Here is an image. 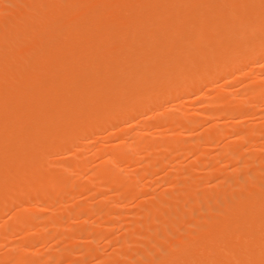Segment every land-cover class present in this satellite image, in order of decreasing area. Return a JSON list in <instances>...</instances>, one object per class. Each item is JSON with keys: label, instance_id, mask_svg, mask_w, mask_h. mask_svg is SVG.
Listing matches in <instances>:
<instances>
[{"label": "bare ground", "instance_id": "obj_1", "mask_svg": "<svg viewBox=\"0 0 264 264\" xmlns=\"http://www.w3.org/2000/svg\"><path fill=\"white\" fill-rule=\"evenodd\" d=\"M50 1L51 0H47L46 3L47 4L49 3V5L50 4L52 5V3ZM60 1L54 0L53 4L56 3L57 5H54V6L52 5L51 7L50 6L48 7V5L46 4L47 6L43 7L44 6L43 5L42 6L43 8H40L37 11H35L33 8L32 9V10H34L33 13L21 14V15H24L23 16L24 18L22 19V21L20 23H17L14 20H13L14 22H11V21H9V19H7L8 23L6 22V24L0 25V51H1V49L4 50V48L9 49L8 52L6 50H4V51H6L5 52L6 55L4 54V51L0 52L1 53L0 55H3V56H0V171H2V174H0V213H3V211H5V209H6V211L9 212V210L7 209V206H9L12 209L14 208V210H15V208H16V210H17V208H19V210H20V211L19 210L14 211L13 216H15V217L13 219L14 222H13V220L11 221V222H13L12 225L10 224V222H7L8 224H5V225L3 224V226L1 225L2 226L0 228L1 229L0 230V241H1V243L5 242V241H2L1 239L5 238L8 235L7 233L9 231H11L12 229L14 230L15 227H18L20 225L25 224V225L29 226V228H31L32 225H36L35 224L36 221L39 223L38 218L41 217L38 215L39 213L50 210L51 208L55 209L56 207H53L54 205H52V204H56V206L59 204V203H57V201L59 202L63 199V198H61L62 192H64V190H66L68 188L73 189L76 187L77 184H79V183H76V185H75L74 179L72 178L73 180H71L70 177L72 176L71 175L72 172H74V171L82 172L83 171L82 173H79V174L84 175V172L86 170L87 171L89 170L88 167L86 166V163H85L86 161H84L83 158H82V161H84L83 163H84L85 167H83L84 170H82L81 167H82L83 163L80 166L81 163H79V160L83 155L81 156L82 153L79 150V148L78 149L74 148V147H77V145L75 146V143L77 142V139L79 140V137L85 139V136L82 137V135H85L86 133L90 135L94 131L96 132V131H99L101 129H107V127H110L112 125L114 127H116L117 124H114V123L118 122V121H120V122L126 121L127 123L130 121L129 124L131 122H133V124L131 126L136 127L137 125H139V123L135 122L138 119V117L145 116L146 113L149 111L151 114H153L151 112L152 107L157 108V109L153 108L154 110H156V113L154 114V118L156 119V122L154 123V125H157L158 127H160V126L162 127L169 120H171L170 121V122H172L171 124H174V122H175L178 125L176 127L179 128V131H180V129H181V131L183 130V132L184 131L185 132L186 131L187 132L193 131V129H191L193 127H194V130H196L195 127L197 126L198 119H196V118L194 119V117H192L193 119L185 118V116H183V111L180 112L178 117H172V116L170 117V115L168 114L169 112L168 113L165 112L167 109L163 111V109H165V107L163 106L162 102L166 104L167 102H165V100L166 101L173 100L176 98V96L177 97L180 96L178 94L184 95L185 94L184 92H187V91L193 92L194 88L196 90L198 89L200 82L203 83V81H205V83L203 84V85H205L206 83H208L209 80L211 81V80L216 79V78L217 79L221 78L220 77L221 75H223V77L225 78V76H224L225 74L230 76L229 75L230 73L231 74L237 73V74H234L235 75L234 77H236V82H237V80L244 81L248 77V75H247L248 70L246 71V73L244 71L247 68V65L250 66L251 64H253V62L256 61V59L258 60L259 58H262V59H260V61L264 60V0H63V1L60 0ZM40 2H42V0ZM23 3L26 4L24 1H23ZM113 3L114 4L116 3V5H118L119 7H117V9H113V7H112ZM58 6H60V7H58ZM114 8H116V7H114ZM78 11H79V13H82L81 14L82 18L81 19L76 18V20L75 19L70 20L69 17L72 14L75 15ZM185 14L188 15L187 18H186V16L180 17L182 15L184 16ZM21 15H20L19 19H21V17H22ZM190 15H193L194 19H192V17ZM72 16H71V18H72ZM164 16H165V19L164 18L162 19V17H164ZM195 16H196V18H195ZM65 26H67V27L71 26V29L69 28L70 32L68 30L67 31V33L69 32L68 35H65L64 38L61 36L62 38H60V36H58V34L61 32V30H64L63 27H65ZM168 30H172V32H177V33H175V34H177L175 36V38H173L169 34H166ZM164 31H166V32L163 33ZM170 32L171 31H168V33H170ZM61 34H62V32H61ZM207 36H208V38H207ZM23 37L30 38V40L32 41L31 44L29 43L28 46H26V48L24 47L25 49H23V47H21V45L16 46V44H15L17 42L19 44L18 40H20ZM59 39H61V40H59ZM26 40H28L30 42L29 39H26ZM178 46L184 47L185 51H183L181 49L182 47H180V49H176ZM166 53L170 54V56H171V54H173L171 59H166V57L168 56ZM76 59H78V60H76ZM253 60H255V61H253ZM168 61H169V63H168ZM250 62H252V63H250ZM51 63L53 66L51 65ZM83 63L84 64L87 63L86 64L87 67L86 66L83 67V65H82ZM144 64H146V65H144ZM263 66H261V67L263 68ZM229 71H230V73H229ZM192 76H195L194 80H190V79H193ZM230 77H233V76L231 75ZM197 78H198V80H196ZM257 79L258 80L254 81V82L253 81L248 82V83L246 82L247 84H245V86H246V90H247L246 92L248 94V97L244 98V99L242 98V100L239 99L240 103L237 106V109H235L236 107L235 108L233 107L234 109L231 107V110H230L229 109L230 107L227 106L228 108L225 107L228 110L226 112H224L223 110L222 111L218 110L220 113L222 112L221 114L220 113L218 114V112H214V111L212 113H210V112L207 113L208 111L207 112H205V111L201 112V116H202L201 119L205 120V122L204 121L203 122L206 123V121H208L210 123V125L207 126V129H205V130H207L206 131L207 135L205 136V138H206L205 140L213 141L214 138H216V136L219 134V131H221L222 126L219 122H217V120H221L220 119L221 116H223V115H226V116H233V115L239 116V115H241L242 116L243 114H246L248 109H247V111H245L246 110L245 107L247 108V106L249 105L248 103H253V101L250 102V100L252 99V98H250L251 95L254 97L255 95H258V94L264 92L263 90H261V89H264V78L259 77ZM201 83H200V85H201ZM181 84H183V85H181ZM243 85H244V83H243ZM225 86H226V84H225ZM232 90H231V92H232ZM180 92H182V93H180ZM189 92L186 93L185 95L189 94ZM199 92H200V90H199ZM228 92H229V90H228ZM194 93L196 94V92H194ZM220 95H218V96H220ZM260 95H262V94H260ZM185 97H187V96H185ZM220 97H222L221 98L222 100H224L223 98H225L222 95ZM227 97H229V96H227ZM263 97H264V93H263ZM170 98H173V99H170ZM248 98H249V102H248ZM256 98H258V97H255V99ZM229 99H230V97H229ZM211 100L213 101V99H211ZM222 100H220V98H219L218 101L221 102ZM230 101H233V100H230ZM230 101H227V103H229ZM255 101H257V100H255ZM223 102H226V101L224 100ZM215 103H216V101H215ZM222 104H225V103H222ZM160 106L164 107V108L162 109V108H160ZM234 106H235V104H234ZM250 107L253 108L252 106H250ZM249 110H251V109H249ZM252 111H255V110H252ZM171 112H173V111H171ZM226 116H224L225 120H226ZM244 116H246V115H244ZM150 118H152V117H150ZM154 118H152V120ZM222 119H224V118H222ZM168 124H170V123H168ZM259 124H261V122ZM147 126H148V124L145 126V128ZM137 127H139V126H137ZM152 127H155V126H152ZM251 127L253 128V126H250L247 128H251ZM150 129H152V128H150ZM259 129H261V128H259ZM262 129H263V127H262ZM227 130H228V128H227ZM162 131H164V130H162ZM248 131H246V134ZM224 132H225V130H224ZM231 132H232V130H231ZM235 132H236V130H235ZM238 132H239V130H238ZM252 132H253V130H252ZM252 132H249V134H251ZM257 132L260 133L259 130ZM263 133H264V131H263ZM131 134H130L131 137H130L129 141H127L128 139L124 140V141L121 140V142L118 141V143L114 144L115 147L113 148V150H111L110 152L105 153L103 156H101L103 158L100 159V162H101V160H102V162L101 163L98 162L100 165L99 173L95 174V171H94V174L97 176V178L100 177L103 180L106 179V180H104L105 183H106V181H108V183L110 182V183L117 185V188L119 187V189L121 191L120 194L125 195V196H127V194L132 195L131 194L132 192H134L135 195H138V192H136L137 187H135L136 183L138 182V181L136 182V180H137L136 176H134V179L133 178L129 179L128 177L124 176L125 173L119 174L120 171H119V173H117L116 171H113V169L111 167H109L110 165H108V164H110V162L116 163V164L117 163L128 164V166H129L130 163H132L131 165H133V163H137L138 159L137 158L135 159V157H137V156H133V155H135L136 152L140 153V154L148 155L150 150H152V153L157 152V151L161 152V151H164L165 149L171 150L172 148L176 149V150L185 148L186 150H188V148H187L188 142L187 141L186 142L184 141L185 144L187 143L186 144L187 147H183V146H180L182 144L183 140H180V139H178L179 141L176 140V137L181 138L179 136V134L175 135L176 137L174 135H172L173 137H175V139H173L172 141L167 140L168 142H166V143H165V141L163 142L160 140H157V141H151V140L146 141V140H144L145 141L144 142L142 140L143 138H140V137L138 138L136 136L139 134H132V135ZM89 135H88V138L91 136V135L90 136ZM242 135H243V133H242ZM86 138H87V136H86ZM122 138H125V137H122ZM127 138H129V136ZM170 138L172 139V137H170ZM225 138H226V136H225ZM246 139L249 140L248 135H245V136L240 135L239 137L236 138V140H238L240 142L242 140L245 141ZM250 139L253 140L254 136H253V138H250ZM180 141H181V143H180ZM184 142H183V144H184ZM179 143H180V145H179ZM189 144H190V141H189ZM79 145H81V142ZM191 145H190V148L192 149ZM197 145H199V144H197ZM260 145H262V144H260ZM63 147H65L64 150L66 152H69L68 151L69 149H71L70 151H72V152L70 154V160H67V163H63V161H60L61 163H63V164H61V165H63L62 168H60L61 171H63V173H61L60 175H56V174H53V172L51 173V171L48 169L49 164H51L53 161L50 160L51 161V163H50L48 161L47 155L52 154L51 152L56 149L55 152H53L55 154L57 152V149L59 152V148L61 149ZM261 148H264V147H261ZM197 149H201V148L198 147ZM224 149L226 151L221 152V154L222 153L226 154V152H227L226 147ZM94 150H96V149H94ZM159 150H161V151H159ZM203 150H204V148H203ZM205 150H206V148H205ZM235 150L238 151V149H235ZM61 151H63V150H61ZM98 151H99V149H98ZM198 151L195 150V155H194V151L192 152V154L194 156V160H193V162L192 161L191 162L193 163L194 168L197 167L198 165L202 166L201 164H203L204 162H207V160L205 158L206 157L205 154L201 152L202 150H200V152H198ZM231 151H233V150H231ZM99 152H98V154H99ZM189 152H190V150H189ZM240 152H239V154H240ZM163 153L161 152L160 155L161 154L163 155ZM95 154H97V153H95ZM232 154H235L234 151L230 155H232ZM255 155H256V153H255ZM219 156L220 155H218L217 157L219 158ZM164 157H165V155H164ZM165 158H164V160L167 161V159H165ZM203 158H204V161H203ZM207 158H208V156H207ZM222 158H224V157H222ZM169 159H170V157H169ZM139 160H140V157H139ZM147 160H149V159H147ZM226 160L227 159H225V161ZM92 161L93 160H91L90 162H92ZM152 161H154V160H152ZM211 161L212 160H210V162ZM254 161H252V163ZM140 162H138V164ZM169 162H171V160ZM177 162H178V160H177ZM227 162H229V161L227 160ZM215 163L217 164V162H215ZM233 163L235 165V162H233ZM57 164H59V163H57ZM95 164H97V163H95ZM151 164L153 167H157L158 165L162 166V164H160V162H154V164L153 163H151ZM151 164H149V165H151ZM195 164H197V166ZM111 166L113 167L114 164H112ZM152 166H150V167H152ZM159 166L157 168H155L154 170L156 171V169H161L163 167L162 166L160 168ZM78 167H80V170ZM90 167H92V166H90ZM210 167H211V165L209 166V168ZM215 167H217V168H215ZM215 167H213L212 169L217 171V172L213 173V175L217 174L220 170L218 168V165ZM244 167H247V165L246 166L244 165ZM123 168H122V170H123ZM125 168H127V167H125ZM181 168L182 167H180V169ZM241 168H242V166H241ZM140 169H142V168H140ZM143 169L146 170L147 168L144 167ZM152 169H151V171H152ZM226 169H227V167H226ZM145 170H143V171H145ZM52 171H53V169H52ZM127 171H128L127 173L130 172L129 170H127ZM158 171L153 172V173H157ZM176 171L179 172L180 170L177 169ZM236 171H232V173L233 172L236 173ZM243 171H242V173H244ZM59 172L60 171H58V173ZM134 172H135V170H134ZM147 172H149V171H147ZM167 173H169V172H167ZM181 173H182V171H181ZM184 173H185V171H184ZM190 173L192 175L194 174V173H192V171ZM239 173H241V170L239 171ZM251 173H253V172H251ZM69 174L71 176H69ZM94 174H91V175H94ZM174 174H175V171H174ZM191 174H189V175H191ZM219 174L217 176H220ZM224 174L226 176L225 171H224ZM229 174H231V173H229ZM148 175L149 174H147V176ZM165 175H167V174H165ZM173 175H171V177H175V175L174 176ZM196 175H198V174H194L193 176L189 177V180H191L192 177H193L192 179H194V177ZM232 176H230V177L227 176V178L224 177L226 179L223 178V181L226 182V183L225 182H223V183H225V185L230 187V188L237 186V178L240 179V178L244 177V176L243 177L241 176L239 178L238 175H235L238 177H232ZM144 177H145V175L143 176V178L140 177L138 179L143 180ZM250 177H253V176L250 175ZM86 178H88V177H86ZM214 178H215V180L213 179V177L210 178V181L213 180V182H214V181L218 180V177H214ZM245 178L250 180L249 177L247 178V176ZM99 179H97V180H99ZM161 179L159 181H164L163 180L164 178L162 180ZM169 180H170L169 182H173L174 178L169 179ZM94 181L92 182L93 184H94ZM154 181H156V180H154ZM166 181H167V178H166ZM175 181H177V180H175ZM186 181H188V179H186ZM195 181L197 182L199 180H195ZM242 181L244 184L242 183ZM242 181H239L238 183H242L243 185L246 186L244 179ZM146 182H147V180H146ZM196 182H194V183H196ZM199 182H201V181H199ZM85 183H87V181ZM105 183H103V185H105ZM139 183H141V182H139ZM157 183H159V182H157ZM189 183H192V182H189ZM220 183H221V181L215 182V186L220 187V189H218V190H220V193H221V188L224 186V184L223 183L220 184ZM255 183L260 186V184H262L263 181H262V179H257L255 181ZM90 184H91V182L89 183V186H90ZM174 184H175V182H174ZM247 184H249V183H247ZM81 185L82 184H80V186ZM97 185H99V182ZM84 186H87V184H85ZM94 186H96V185H94ZM107 186H109V185H107ZM136 186H138V188L142 187V186L139 187L140 185H138V184ZM174 186H172V187H174ZM89 188L87 189V192H90V193L93 192V190H92L93 188H90V189ZM111 188H112V185H111ZM177 188H179V187H177ZM230 188L227 189V191H225V192L223 191L224 193H221L218 197L219 200L222 199V201L220 200V202H221V214H222V219L226 224V226L223 227L224 229L226 228L225 230L223 228H221V229H223V231L220 230V227H218V228L215 227V225H218V224L213 223L214 219H213L211 214L214 212H218V207H216L217 205L215 206L213 204L214 206L212 205L213 207H211V209L209 210L208 216H205L206 218L203 221V226H200V231L198 230L199 233H197L196 235L194 234L193 237H190L189 241L186 240L188 242V244H190V241H191L190 245H188V244L182 245L185 241L184 237H181L179 234L180 232H178V231H177L178 233H176L177 235L175 233H173V228H172V233H170V235L166 236L167 239L163 235L164 233L162 234L163 236L162 235L159 236L158 233L153 231L154 232V233L152 232L154 234L153 243L155 245H157V243H156L158 241L157 238L162 236L166 240H168V239L170 240L171 238H174V240H170L169 242L171 245H174L177 248H176L175 252L164 250L165 253H164V255H162L163 257L161 259L157 258L160 260H158L156 262L153 261L152 258L148 257V256H151L150 254L145 255L144 257L147 256L149 259V260L148 259L146 260L147 264H264V248H263L264 247V241H263V239H264V237H263V234H264V197L262 196L263 198H260V197H257V196H259V195H257L256 199L252 198V200L251 199L247 200L245 197H244L245 198L244 199L243 196L241 198L240 197L241 195L239 196L237 193H234L232 188H231V190H230ZM75 189L72 191H75ZM80 189H82V188H80ZM96 189H100V188L96 187ZM143 189H144V187H143ZM148 189L147 190L145 189L146 193H147ZM156 189H157V187H156ZM173 189H175V187ZM102 190H103V188H102ZM116 190L118 192V189H116ZM211 190H210V192H211ZM83 191H81V194ZM143 191H140V192H142V194H143ZM186 191H188V190H186ZM68 192L70 194L71 191L68 190ZM95 192H93V194ZM97 192H98V190H97ZM106 192H108V190ZM106 192H103V194H105ZM191 192L192 193L196 192V190L191 191V189H190L189 192L185 193L186 197L188 196L187 194L191 193ZM177 193H178V191L176 192V194ZM192 193H191V196L194 195ZM205 193H207V192H205ZM214 193H216V192H214ZM152 194H154V193H152ZM172 194H173L172 196H168V197H167V195L163 196V194H162L160 197H158V199H155L156 202L153 201L154 205H153V202L150 203V207L152 205V209L149 212H148L149 209L147 210L146 206L144 207L143 210L145 211V213L146 212L147 213L153 212L151 214H153L154 216L156 214L157 215L159 214V221L161 220L162 221L161 223H163V225H166V227L169 226L168 224H172L176 229H179L178 227H180V225H179L178 221H180V224L183 223L186 219V217H185L186 215L184 216V215L178 214V216H181V217L178 218L179 219L178 221L175 220L177 223L173 222L172 216L174 215V218H175L176 215H175V213L173 214V212H171L173 210H171L170 206H175V202L176 201L178 202L179 199H178V197H173V196H176L174 193H172ZM198 194L199 193H197V195ZM202 194H203V192H202ZM90 195H88L89 199L91 197ZM143 195H145V193ZM215 195H213V196H215ZM33 196L39 198V201L42 205L41 206L42 208H39L40 205L38 204L39 207H36V206L34 208L32 207L33 208L32 213L30 212V214H29V212L28 213L23 212V208H24L23 206H24L26 199L27 200L33 199L34 198ZM100 196H101V193H100ZM114 196H116V195H114ZM31 197H33V198H31ZM70 197L68 198L69 201H70ZM85 197H87V196H85ZM120 197H122V196H120ZM207 197H208L207 194L203 195V198H207ZM215 197H217V196H215ZM118 198H119V196L116 197V199H118ZM123 198H122V200H123ZM104 199L105 198H103V199L101 198L100 200H104ZM116 199L114 198V201L118 202L116 204L119 205L120 204L119 200L116 201ZM129 199L130 198H128V200ZM134 199H135V196H134ZM191 199H193V198L191 197L190 200ZM202 199L201 200L199 199V200L202 201ZM68 200H67V202H68ZM84 200H85V198H84ZM62 201H64V203L66 204L65 200H62ZM92 201H94V200H92ZM104 201L106 203V200H104ZM110 201H111V199H110ZM193 201L191 200L190 202H193ZM30 202H26V203L28 204ZM53 202H56V203H53ZM125 202H127V201L125 200ZM75 203H76V201L74 202V205H75ZM87 203H85V204H87ZM99 203H100V201L98 202V204ZM205 203H207V202H205ZM83 204H84V202H83ZM89 204H88V206H89ZM98 204H96V205L98 206ZM77 205L79 206L80 204L77 203ZM91 205H93V204L91 203L90 207H91ZM100 205H104V202L101 201ZM113 205H115V204H113ZM88 206L87 205H85L83 207H77L76 206L77 208L74 207L76 209L73 212L71 211L72 214L73 213L74 214L72 216L70 215L71 213H68V214L71 217L76 215V217L74 216L75 219L85 218V219H82V221H84V220H86V217L88 214L87 212L89 211ZM204 206H206V205H204ZM57 207H60V206H57ZM112 207H114V206H112ZM68 208H69V205H68ZM169 208L171 211L169 210ZM175 208H176V206L174 207V211H175ZM179 208H180V206H179ZM182 208L183 207H181V209H180L181 212L183 211ZM92 209H90L91 211H89V212H92ZM207 209H209V207ZM24 210H26V209H24ZM72 210H73V208H72ZM114 210H116V209H114ZM6 211L4 212V214L6 213ZM98 211L101 212V210H98ZM110 211H112V210H110ZM113 211H112V213H113ZM139 211H140V209H139ZM207 211L208 210H206V213H207ZM50 212H53V211H50ZM63 212L65 213V210ZM69 212H70V209H69ZM120 212L115 211L114 212L115 216H113V217L117 218L118 221L120 218L121 219L123 218V216L126 213V210H125V213L123 216L121 215ZM156 212H159V213H156ZM175 212L177 213V211H175ZM181 212H179V213H181ZM64 213H63V215H64ZM92 213H91V215H92ZM147 213H146V215H147ZM161 213L163 214L164 217H162V215H160ZM188 213H187V215H188ZM197 213H199L198 210L194 214H197ZM126 214H128V213H126ZM151 214H150V216H151ZM5 215H7V214H5ZM55 215L57 217V213ZM58 216L62 217L61 215H58ZM70 216H67V217L69 218ZM98 216H100V215H98ZM107 216H109V215H107ZM193 216L196 217L195 215H193ZM65 217H66V215H65ZM90 217L88 219H90ZM155 217H157V219H158V216H155ZM155 217L151 216L152 219L154 218L156 220ZM160 217L162 219H160ZM194 217H192V218H194ZM108 218H110V217H108ZM53 219H55V218L53 217ZM56 219H59V217H57ZM1 220H3V219H1ZM61 220L62 219H60V221H56V220H54V221H56V223H57V222H61ZM64 220H67V218H65ZM82 221H80V222H82ZM164 221H165V223H168V224H164ZM41 222H40V225L44 221L42 223ZM84 222H86V221H84ZM149 222H151V221H149ZM188 222H190V221H185V223H188ZM200 222H201V220H200ZM45 223H47V222H45ZM104 223H105V221L103 223L99 222V225L100 224L102 225ZM220 223H222V222H220ZM61 224H62V222H61ZM191 224L193 225L194 222H192ZM25 225H23V226H25ZM40 225H38V226H40ZM221 225H223V223ZM70 226L71 225H69V227ZM80 226H81V224H80ZM100 226L97 228H94V229L91 228L90 231L86 230L84 232L83 231L84 229L81 231V235L82 236L84 235V237H83L84 239H90V241H86V242H91V245L89 243V247L87 246V250L90 251L91 253L97 252V250H96L97 246H95L93 243L99 239V233L102 236L103 232L107 231V230H105L106 227L104 229V228H100ZM121 226H120V228H121ZM20 227L22 228V226H20ZM136 227H138V226H136ZM149 227L150 226H148V228ZM181 227H182V225H181ZM183 228H185V227L183 226ZM216 228L219 229L220 231L217 230ZM18 229H19V227H18ZM72 229L74 230L75 227ZM139 229H140V227H139ZM167 229H169V228H167ZM186 229H188V228H186ZM39 230H41V229L39 228ZM47 230H48V228H47ZM77 231H79V230H77ZM110 231L111 230H109L107 232V234ZM135 231L136 230H134V232ZM162 231H163V229H162ZM42 232H44V231H41L38 234H41ZM63 232L67 233L70 231L66 230ZM144 232L146 233V231H144ZM159 232H160V230H159ZM164 232H165V230H164ZM48 233L49 234L46 233L47 234L46 237L44 236V238H43L44 240L42 239V237H40L43 242L40 241L41 240L40 238H39L40 240L38 239L39 240L38 242H42L44 244H47L48 241L47 242L45 241L46 238H54V240H56L55 238H59L61 235V233L58 230H55V228L53 231H50ZM131 234L133 235V233H131ZM153 234H151L152 237H153ZM68 235L70 236V234H68ZM105 235H106V233H105ZM106 236H108V235H106ZM33 237L34 236H32V238ZM35 237H34V239H35ZM152 237L151 236H150V238L148 237L149 242L152 240ZM24 238H26V237H24ZM128 238H131V237L128 236ZM193 238H194V240H193ZM125 239L123 241L126 244V242H129V241H127ZM33 240L31 241L32 243L35 242ZM65 240H67V239H65ZM113 240H114V238H113ZM113 240H111L109 242H112ZM132 240H133V238H132ZM161 240H163V238ZM20 241H22V240H20ZM25 241L28 242V240H25ZM49 241H50V239H49ZM71 241H73V240H71ZM98 241H100V239ZM103 241H104V239H103ZM136 241L138 242V239ZM73 242L74 243L76 242V244H77V241H73ZM36 243H37V240H36ZM118 243H120V244H118ZM118 243L117 244L121 245V246L123 244V242H118ZM132 243H134V241ZM146 243H148V242H146ZM162 243L165 244L164 242H162ZM162 243H161V245H162ZM52 244L54 245V243H52ZM52 244H50V245H52ZM125 244H123L122 248L125 247ZM135 244H137V243L135 242ZM221 244L223 245V248L221 247L222 246ZM27 245L23 244L20 246H16V248L10 247V249L8 250V253H6L7 252L6 251L5 252L6 254L3 255V257H0V259L1 260L4 259V261H5V259L7 260L8 257H10V259H14V256L11 257L14 254V251L16 252V249L18 247L19 248L25 247V248H28V250H29V248H30L29 244H27ZM128 245H127V247H128ZM9 246H11V245L9 244ZM106 246L108 247V245H106ZM112 246H114L113 243H112ZM148 246L152 247L154 245L151 243V245H148ZM219 246H220V248H219ZM224 246H227V248ZM228 246H229V249L231 251H229ZM73 247H72V250H73ZM84 247L85 246L83 245L82 248L84 249ZM120 247L117 248L116 250L113 248L115 251V253L113 251L114 256L111 257V259L109 258L108 260H106V262H103L105 260L101 261V264H102V262L104 264H123L122 262H125V260L127 261L129 256H132V257H129L131 259L132 258L134 259V257H136L137 253L131 255L132 252L129 249H126L129 251L125 250L126 251L125 252ZM134 247L135 246H133V248ZM157 247H159V245ZM161 247H160V250H161ZM163 247H164V245H163ZM25 248H23V249H25ZM74 248L77 249V245ZM82 248H81V250H82ZM224 248L228 251H226ZM42 249H44V248H42ZM52 249H53V247H52ZM78 249H79V247H78ZM222 249H224V250H222ZM28 250H26V251H28ZM17 251H21V252H19L21 254L18 253V256L15 255V258L18 259L19 262L25 261V258L23 259L24 255H22L23 252H24V254H26L25 250L23 251V250L19 249ZM75 251H77V250H75ZM143 251H141V252H143ZM162 251H163V249L161 250V252ZM70 252H72V251H70ZM124 252L125 253L130 252V255L127 256V258H126ZM96 254L98 255V252ZM154 254H156V253H154ZM27 255H26V258H27ZM143 255H144V253H143ZM160 255H161V253H160ZM69 256H71V255L69 254ZM98 257H99V255H98ZM31 258H32V256H31ZM122 258H123V260H121ZM139 258H137V262L139 261L138 260ZM10 259H8V260H10ZM45 259H46V256H45ZM150 259H152V260H150ZM27 260H28V258H27ZM34 260H35V258H34ZM59 260H61V259H59ZM77 260H79V259H77ZM28 261H30V258ZM39 261H41V260H37V262H39ZM16 262H18V261H16ZM41 262L43 264H47L43 260ZM80 262H82V261H80ZM2 263L4 264V262H2ZM130 263H132V262L130 261ZM143 263H145V262H143ZM33 264H37V263L34 262ZM135 264H136V262H135Z\"/></svg>", "mask_w": 264, "mask_h": 264}, {"label": "rangeland", "instance_id": "obj_2", "mask_svg": "<svg viewBox=\"0 0 264 264\" xmlns=\"http://www.w3.org/2000/svg\"><path fill=\"white\" fill-rule=\"evenodd\" d=\"M22 1V0H21ZM20 0H0V25L1 24H6V22L8 23V20L7 19H9V21H11V22H17V23H20L21 21H22V19L24 18L23 16L24 15H21V14H23V13H33L34 12V10L35 11H37L38 9H40V8H43V7H45V6H47L48 5V7L50 6H54V5H57L56 3L55 4H53V2H54V0H51L50 2L52 3V5L50 4L49 5V3L47 4L46 3V1L45 0H42V2H40L41 0H23L26 4H24L23 3V1L21 2ZM58 1V0H57ZM60 1V0H59ZM63 1V0H62ZM49 2V1H48ZM61 2V1H60ZM23 3V4H22ZM62 3V2H61ZM60 3V4H61ZM21 4V5H20ZM28 4V5H27ZM47 4V5H46ZM63 4V3H62ZM17 5V6H16ZM44 5V6H43ZM43 6V7H42ZM58 7H60V6H58ZM112 7H113V9H117V7H119L118 5H116V3L114 4H112ZM114 7H116V8H114ZM34 8V10H32ZM57 8V7H56ZM3 10V11H2ZM29 10V11H28ZM32 10V11H31ZM5 12V13H4ZM7 13V14H6ZM78 13V14H77ZM75 15L74 14H72L71 16H72V18H71V16L69 17L70 18V20L72 19H75L76 20V18L78 19H81L82 18V13H79V11L77 12ZM20 15L22 16L21 17V19H19V17H20ZM163 16V15H162ZM186 16V18H187V16L188 15H182V16H180V17H185ZM191 17H192V19H194V16L193 15H190ZM160 17V16H159ZM165 19V16L164 17H162V19ZM179 18V17H178ZM190 18V17H189ZM195 18H196V16H195ZM14 20V21H13ZM191 20V19H190ZM66 27V28H65ZM65 27H63L64 28V30H61V32H62V34H61V32L58 34V36H60V38H64V36L65 35H68V33L70 32V29H71V26H69V27H67V26H65ZM70 28V29H69ZM62 29V28H61ZM69 30V32L67 33V31ZM168 31H171L170 33H168ZM167 31V33L166 34H169V35H171L173 38H175V36L177 35V34H175V33H177V32H172V30H168ZM176 31V30H175ZM166 31H164L163 33H165ZM65 33V34H64ZM205 35V34H204ZM62 36V37H61ZM29 39L30 40V38H27V37H23V38H21L20 40H18L19 41V44H18V42L17 43H15L16 44V46H18V45H21V47H23V49H25L26 48V46H28V44L30 43L31 44V40H30V42L28 41V40H26V39ZM207 38H208V36H207ZM32 39V38H31ZM58 39V38H57ZM26 40V41H25ZM33 40V39H32ZM59 40H61V39H59ZM210 40V39H209ZM183 46V45H182ZM182 46H180V47H182ZM25 47V48H24ZM180 47L178 46L176 49H180ZM183 51H185V49H184V47H182L181 48ZM4 50H6L7 52H8V48L7 49H5L4 48ZM3 49H1V51H4ZM0 51V52H1ZM6 51H4V54L6 55ZM3 53V52H2ZM1 54V53H0ZM168 56L166 57V59H171V57L173 56V54H171V56H170V54H168V53H166ZM4 55V56H5ZM0 56H3V55H0ZM260 59H262V58H259L258 60L256 59V61L255 60H253V61H255V62H253V64H251L250 66L249 65H247V68L244 70L245 71V73H246V71L248 70V73H247V75H248V77L246 78V80H244V81H241V80H237V82H236V77H234L235 75L234 74H237V73H233V74H231L230 73V71H229V75L231 76H233V77H230V76H228L227 74H225L224 76H225V78L223 77V75H221L220 77L221 78H219V79H213V80H207L208 81V83H206L205 85H203L204 83H205V81H203V83H201V85H200V83H199V86H198V91L194 88V91L193 92H189V91H187V92H184L185 94L186 93H188L189 92V94H187V95H185V96H187V97H185L183 94H178V95H180L179 97H177L176 96V100L175 99H173V98H170V99H173V100H170V101H166L165 100V102H167L166 104L165 103H163L162 102V104H163V106L165 107V109H163L164 107H161L160 106V108H162L163 109V111L164 110H166L165 112H169L168 114L170 115V117L172 116V117H178L179 116V114H180V112H182L183 111V116H185V118H190V119H193L192 117H194V119L196 118V119H198V122H197V126L195 127V129L196 130H194V127L193 128H191V129H193V131H189V132H183V130L181 131V129H180V131H179V128L178 127H176V126H178L175 122H174V124H171L172 122H170L171 120H169L165 125H163L162 127L160 126V127H158L157 125H154V123L156 122V119L154 118V114L156 113V110H154V109H157V108H155V107H152V113L153 114H151L150 113V111L149 112H147L146 113V115L145 116H143V117H138V119L135 121V122H137V123H139V125H137V126H139V127H132L131 125L133 124V122H131L130 124H129V122L127 123L126 121H118V122H115L114 124H117L116 125V127H114L113 125V127L112 126H110V127H107V129H101V130H99V131H94L93 133H91L90 135L89 134H85V135H82V137H84L85 136V139H83V138H81V137H79V140L77 139V142L75 143V146L77 145V147H74L75 149H78L79 148V150L81 151V158H80V160H79V163H81L80 164V166L82 165V163L84 162V161H86L85 163H86V166L88 167V171L86 172H84V175L83 174H79V173H82V172H80V171H74V172H72V176L69 174V176H71L70 178H71V180H73L74 179V181H75V185H76V183H79V184H77L76 185V189L75 188H68V189H66V190H64V192H62V196H61V198H63L62 200H65V202H66V204L64 203V201H57V203H59L57 206H60V207H57L56 206V204H52V205H54L53 207H56L55 209L54 208H51L50 210H47V211H45V212H41V213H39L38 215L39 216H41V217H39L38 218V221H39V223L36 221V225H32V227L31 228H29V226H27V225H25V224H23V225H25V226H23V225H20V226H22V228L20 227V226H18L19 227V229H18V227H15V229L12 231H9L7 234V236L5 237V238H2L1 240L2 241H5V242H2L1 243V241H0V257H3V255H5L6 253H8V250L10 249V247L11 248H13V247H15L16 248V246H20V245H23V244H29V250H28V248H25V247H21V248H17L16 249V252L14 251V254L11 256V257H13L14 256V259H10V257H8L7 258V260L5 259V261H4V259L3 260H1L0 259V264L2 263V262H4V264H33L34 262H36L37 264H41L42 262V260L43 261H45V263H47V264H101V261H103V260H105V261H103V262H106V260H108L109 258L111 259V257H113L114 256V253H115V251H114V249L116 250L117 248H119L121 245H118V244H120V243H118V242H123V244H125V242L123 241L125 238V240H127V241H129V242H126V244L128 245V247H127V245L125 244V249L124 248H122L123 247V244H122V246L120 247V248H122V250L123 251H125L126 249H129L132 253H131V255L132 254H135V253H137L136 254V257H134V259L132 258H129V257H132V256H129L130 255V252H127V253H125L126 251H129V250H126L124 253H125V257L127 258V256H129L128 257V259H127V261L125 260V262L127 263V264H135V262H136V264H147V259H148V257H150V258H152L153 259V261H158V260H160L163 256L162 255H164V253H165V251L164 250H168V251H171V252H175V250H176V248L177 247H175L174 245H171L170 244V240H174V238H171L170 240L168 239V240H166L167 239V237L166 236H168V235H170V233H172V228H173V233H178V232H180L179 234H180V236L181 237H184V243L182 244V245H186V244H188V242L187 241H189L190 239V237H193L194 236V234L196 235L197 233H199V231H200V226H203V221L205 220V216H208V212H209V210L211 209V207H213L214 205L216 206V207H218V212H214V213H212L211 215H212V217H213V219H214V224H218V225H215V227H220V230H222L223 231V227H225L226 226V224H225V222L223 221V219H222V214H221V202H220V200L222 201V199H218V197H219V195L221 194V193H224L225 191H227V189H229L230 187H228V186H226L225 185V181H223V178L224 177H226L227 178V176L228 177H230V176H232V177H238L239 176V178L242 176H244L243 178H240V179H238L237 178V186H235V187H231L232 188V190L234 191V193H237L241 198H242V196H243V198L245 197L247 200H252V198L254 199H256L257 197H260V198H263L264 197V148H261V147H264V133H263V131H264V97H263V93L264 92H262V93H260V94H262V95H260V94H258V95H255L254 97L251 95V97L250 98H252L251 100H250V102H252L253 101V103H248L249 105L247 106V108L245 107V111H247V109H248V111L246 112V114H243L242 116L241 115H233V116H226V115H223V116H221L220 117V119L221 120H217V122H219L220 124H221V126H222V129H221V131H219V134L216 136V138H214V140L213 141H208V140H205L206 138H205V136L207 135L206 133V131L207 130H205V129H207V126L208 125H210V123L208 122V121H206V123H204L205 122V120H202L201 118H202V116H201V112H207V113H212L213 111L214 112H218V114L220 113L219 111H224V112H226V111H228L225 107H230L229 109L231 110V107L233 108H235V109H237V106L239 105V103H240V100L239 99H241L242 100V98L244 99V98H247L248 97V94H247V90H246V86H245V84H247L248 82H254V81H257L258 79L257 78H264V60H261L260 61ZM76 60H78V59H76ZM168 63H169V61H168ZM250 63H252V62H250ZM50 64V63H49ZM87 63H83L82 65H83V67H87V65H86ZM51 65H52V63H51ZM144 65H146V64H144ZM47 66V65H46ZM53 66V65H52ZM81 66V65H80ZM90 66V65H89ZM88 66V67H89ZM250 68H249V67ZM261 66H263V68L261 67ZM50 69V68H49ZM228 76V77H227ZM237 76V75H236ZM193 77V79H190V80H194V78H195V76H192ZM199 78V77H198ZM198 78L196 79V80H198ZM234 79V80H233ZM244 79V78H243ZM242 79V80H243ZM206 80V79H205ZM225 80V81H224ZM241 81V82H240ZM188 82V81H187ZM224 82V83H223ZM235 82V83H234ZM247 82V83H246ZM223 83V84H222ZM243 83H244V85H243ZM187 84V83H186ZM225 84H226V86H225ZM236 84V85H235ZM258 84V83H257ZM181 85H183V84H181ZM215 85V86H214ZM204 86V87H203ZM240 86V87H239ZM248 86V85H247ZM232 87V88H231ZM239 87V88H238ZM262 87V86H261ZM202 88V89H201ZM219 88V89H218ZM236 88V89H235ZM263 88V87H262ZM229 90V92H228V90ZM233 89V90H232ZM199 90H200V92H199ZM227 90V91H226ZM231 90H232V92H231ZM261 90H263L264 91V89H261ZM208 91V92H207ZM210 91V92H209ZM194 92H196V94L194 93ZM221 92V93H220ZM180 93H182V92H180ZM201 93V94H200ZM224 93V94H223ZM227 93V94H226ZM240 93V94H239ZM209 94V95H208ZM223 96V97H225V98H223L226 102H223L224 100H222L221 98L222 97H220L221 95ZM189 95V96H188ZM201 95V96H200ZM214 95V96H213ZM216 95V96H215ZM218 95H220V96H218ZM237 95V96H236ZM243 95V96H242ZM182 96V97H181ZM227 96H229L230 97V99H229V97H227ZM250 96V95H249ZM203 97V98H202ZM212 97V98H211ZM255 97H258V98H256L255 99ZM261 97V98H260ZM219 98H220V100H222L221 102L220 101H218L219 100ZM178 99V100H177ZM206 101H205V100ZM211 99H213V101L211 100ZM228 99V100H227ZM168 100V99H167ZM180 100V101H179ZM230 100H233V101H230ZM255 100H257V101H255ZM215 101H216V103H215ZM227 101H230L229 103H227ZM175 102V103H174ZM179 102V103H178ZM237 102V103H236ZM248 102H249V98H248ZM222 103H227L226 105L225 104H222ZM216 104V105H215ZM218 104V105H217ZM234 104H235V106H234ZM251 104V105H250ZM169 105V106H168ZM181 105V106H180ZM211 105V106H210ZM254 105V106H253ZM262 105V106H261ZM217 106V107H216ZM250 106H252L253 108H251ZM256 106V107H255ZM223 107V108H222ZM227 107V108H228ZM154 108V109H153ZM185 108V109H184ZM218 108V109H217ZM233 108V109H234ZM262 108V109H261ZM226 109V110H225ZM249 109H251V110H249ZM180 110V111H179ZM219 110V111H218ZM252 110H255V111H252ZM171 111H173V112H171ZM200 111V112H199ZM179 112V113H178ZM257 114H256V113ZM260 112V113H259ZM149 113V114H148ZM222 113V112H221ZM220 113V114H221ZM255 113V114H254ZM148 114V115H147ZM199 114V115H198ZM224 114V113H223ZM195 115V116H194ZM244 115H246V116H244ZM224 116H226V120H225V117ZM241 116V117H240ZM150 117H152V118H154L153 120H152V118H150ZM230 117V118H229ZM140 118V119H139ZM150 118V119H149ZM222 118H224V119H222ZM219 119V118H218ZM201 120V121H200ZM246 120V121H245ZM154 121V122H153ZM200 121V122H199ZM204 121V122H203ZM123 122V123H122ZM241 122V123H240ZM261 122V124H259ZM127 123V124H126ZM148 124V126L145 128V126ZM168 123H170V124H168ZM204 123V124H203ZM146 124V125H145ZM201 124V125H200ZM207 124V125H206ZM246 124V125H245ZM144 125V126H143ZM151 125V126H150ZM262 125V126H261ZM130 126V127H129ZM152 126H155V127H152ZM157 126V127H156ZM202 126V127H201ZM235 126V127H234ZM250 126H253V128L251 127V128H247V127H250ZM206 127V128H205ZM224 127V128H223ZM262 127H263V129H262ZM112 128V129H111ZM143 128V129H142ZM150 128H152V129H150ZM172 128V129H171ZM227 128H228V130H227ZM247 128V129H246ZM259 128H261V129H259ZM147 129V130H146ZM174 129V130H173ZM239 130V132L241 133H239L238 132V130ZM103 130V131H102ZM162 130H164V131H162ZM171 130V131H170ZM224 130H225V132H224ZM231 130H232V132H231ZM235 130H236V132H235ZM249 130V131H248ZM252 130H253V132H252ZM260 131V133L259 132H257V131ZM262 130V131H261ZM246 131H248L247 132V134H246ZM118 132V133H117ZM134 132V133H133ZM228 132V133H227ZM231 132V133H230ZM249 132H252L251 134H249ZM257 132V133H256ZM97 133V134H96ZM139 134V135H136L138 138L140 137V138H143L142 140L144 141V140H151V141H157V140H160V141H165V143L166 142H168L167 140H169V141H172L173 139H175V135H177V134H179V136L181 137V138H177L176 137V140L177 141H179L178 139H180V140H183L182 141V144L180 145V143H181V141H180V143H179V145L180 146H183V147H187L186 146V144H185V142L187 141L188 142V150H186L185 148H183V149H178V150H176V149H165L164 151H161V150H159V151H161L162 153H163V155L161 154L160 155V153L161 152H153L152 153V150H150L149 151V154L148 155H145V154H140V153H135V155H133V156H137V157H135V159L137 158L138 159V161H137V163H133V165H131L132 163H130L129 164V166H128V164H121V163H112V162H110V164H108V165H110L109 167H111L112 169H113V171H116L117 173H119V171H120V173L119 174H124V176H126V177H128L129 179H131V178H133L134 179V176H136V185L138 184V185H140L139 187H141V188H138V186H136L135 185V187H137V189L139 190H137L136 189V192H138V195H135L134 194V192H132L131 194L132 195H128L127 194V196H125V195H121L120 193H121V191H120V189H119V187L117 188V185H115V184H113V183H108V181H106V183H105V181L104 180H106V179H102V178H97V176L95 175V174H98L99 173V167H100V165H99V163L98 162H100V159L101 158H103V157H101V156H103L105 153H108V152H110L111 150H113V148L115 147V145L114 144H116V143H118V141L119 142H121V140H127V141H129V139H130V134ZM160 133V134H159ZM163 133V134H162ZM242 133H243V135H242ZM93 134V135H92ZM129 134V135H128ZM131 134V135H132ZM231 134V135H230ZM241 136H245V135H248V139L249 140H242L241 142L240 141H238V140H236V138L237 137H239L240 135ZM256 134V135H255ZM88 135L90 136L89 138H88ZM144 135V136H143ZM172 135H174L175 137H173ZM236 135V136H235ZM252 135V136H251ZM259 135V136H258ZM262 135V136H261ZM86 136H87V138H86ZM119 136V137H118ZM129 136V138H127ZM148 136V137H147ZM194 136V137H193ZM196 136V137H195ZM220 136V137H219ZM224 136V137H223ZM225 136H226V138H225ZM253 136H254V141L252 140V139H250V138H253ZM119 139H118V138ZM122 137H125V138H122ZM170 137H172V139L170 138ZM191 137V138H190ZM81 138V139H80ZM147 138V139H146ZM92 139V140H91ZM116 139V140H115ZM189 139V140H188ZM221 139V140H220ZM224 139V140H223ZM257 141H256V140ZM100 140V141H99ZM102 140V141H101ZM115 140V141H114ZM220 140V141H219ZM94 141V142H93ZM185 141V142H184ZM189 141H190V144H189ZM80 142H81V145H79L80 144ZM84 142V143H83ZM145 142V141H144ZM183 142H184V144H183ZM224 142V143H223ZM236 142V143H235ZM95 143V144H94ZM206 143V144H205ZM223 143V144H222ZM250 143V144H249ZM259 143V144H258ZM192 144V145H191ZM197 144H199V145H197ZM240 144V145H239ZM243 144V145H242ZM249 144V145H248ZM260 144H262V145H260ZM190 145H191V147H192V149L190 148ZM233 145V146H232ZM238 145V146H237ZM259 145V146H258ZM79 146V147H78ZM112 146V147H111ZM202 146V147H201ZM254 146V147H253ZM258 146V147H257ZM261 146V147H260ZM101 147V148H100ZM201 148V149H197V148ZM226 147V149H227V152H226V154H224V153H222L221 154V152H224V151H226L224 148ZM237 147V148H236ZM196 148V149H195ZM203 148H204V150H203ZM205 148H206V150H205ZM238 149V151L237 150H235V149ZM65 147H63V148H59V152H58V149H57V152L54 154L53 152H55V150L54 151H52L51 153L52 154H50V155H47L48 157V161L51 163V161H53L51 164H49V170L51 171V173L53 172V174H56V175H60L61 173H63V171H61V169L60 168H62V166L63 165H61V164H63V163H67V160H70V154H71V152L72 151H70L71 149H69L68 151L69 152H66L65 150ZM67 149V148H66ZM83 149V150H82ZM94 149H96V150H94ZM98 149H99V151H98ZM103 149V150H102ZM109 149V150H108ZM252 149V150H251ZM61 150H63V151H61ZM163 150V149H162ZM189 150H190V152H189ZM195 150H199L198 152H200V150H202L201 152L202 153H204L205 154V158H206V160H207V162H204L203 164H201L202 166H200V165H198L197 166V164H195L197 167H195L194 168V165H193V160H194V156H193V154H192V152L194 151V155H195ZM231 150H233L234 151V153L235 154H232V155H230L233 151H231ZM248 150V151H247ZM258 150V151H257ZM99 152V154H98V152ZM185 151V152H184ZM241 151V152H240ZM92 152V153H91ZM175 152V153H174ZM182 152V153H181ZM207 152V153H206ZM229 152V153H228ZM239 152H240V154H239ZM260 152V153H259ZM85 153V154H84ZM91 153V154H90ZM95 153H97V154H95ZM191 153V154H190ZM211 153V154H210ZM247 153V154H246ZM255 153H256V155H255ZM263 153V154H262ZM57 154V155H56ZM185 154V155H184ZM214 154V155H213ZM261 156H260V155ZM68 155V156H67ZM159 155V156H158ZM164 155H165V157H164ZM167 155V156H166ZM174 155V156H173ZM179 155V156H178ZM213 155V156H212ZM218 155H220L219 156V158L217 157ZM50 156V157H49ZM89 156V157H88ZM142 156V157H141ZM146 156V157H145ZM173 156V157H172ZM189 156V157H188ZM191 156V157H190ZM207 156H208V158H207ZM230 156V157H229ZM100 157V158H99ZM139 157H140V160H139ZM148 157V158H147ZM169 157H170V159H169ZM181 157V158H180ZM222 157H224L225 159H227L229 162H227V160L225 161V159L224 158H222ZM237 157V158H236ZM82 158H83V160L84 161H82ZM98 158V159H97ZM146 158V159H145ZM164 158L165 159H167V161L166 160H164ZM176 158V159H175ZM178 158V159H177ZM210 158V159H209ZM230 158V159H229ZM258 158V159H257ZM86 159V160H85ZM89 159V160H88ZM142 159V160H141ZM145 159V160H144ZM147 159H149V160H147ZM159 159V160H158ZM161 159V160H160ZM184 159V160H183ZM51 160V161H50ZM58 160V161H57ZM88 160V161H87ZM91 160H93L92 162H90ZM99 160V161H98ZM152 160H154V161H152ZM156 160V161H155ZM171 160V162H169ZM177 160H178V162H177ZM205 160V161H206ZM210 160H212L211 162H210ZM236 160V161H235ZM246 160V161H245ZM255 160V161H254ZM47 161V162H48ZM60 161H63V163H61ZM66 161V162H65ZM141 161V162H140ZM152 161V162H151ZM174 161V162H173ZM192 161V162H191ZM203 161H204V158H203ZM225 161V162H224ZM231 161V162H230ZM252 161H254L253 163H252ZM258 161V162H257ZM69 162V161H68ZM89 164H88V163ZM101 162H102V160H101ZM100 162V163H101ZM134 162V161H133ZM136 162V161H135ZM138 162H140L139 164H138ZM153 163L154 164V162H160V164H162V166H159L161 169H156V171H158L157 173H153V172H156L154 169L155 168H157V167H153L152 166V164L151 163ZM162 162V163H161ZM215 162H217V164L215 163ZM227 162V163H226ZM233 162H235V165H234V163ZM57 163H59V164H57ZM95 163H97V164H95ZM164 163V164H163ZM191 163V164H190ZM246 163V164H245ZM249 163V164H248ZM251 163V164H250ZM263 163V164H262ZM92 164V165H91ZM112 164H114V166L112 167L111 165ZM117 166H116V165ZM149 164H151V165H149ZM232 164V165H231ZM258 164V165H257ZM89 165V166H88ZM135 165V166H134ZM147 165V166H146ZM166 165V166H165ZM173 165V166H172ZM211 165V167L209 168V166ZM213 165V166H212ZM218 165V168L220 169L219 170V172L217 173V174H214L213 175V173H215V172H217V171H215V170H213L212 168L213 167H215V166H217ZM239 165V166H238ZM244 165L246 166L247 165V167H244ZM255 167H254V166ZM56 166V167H55ZM90 166H92V167H90ZM127 167V168H125V167ZM143 166V167H142ZM150 166H152V167H150ZM177 168H176V167ZM179 166V167H178ZM193 166V167H192ZM230 166V167H229ZM241 166H242V168H241ZM250 166V167H249ZM253 166V167H252ZM83 167H85L84 166V163H83V165H82V170H84L83 169ZM91 169H90V168ZM95 167V168H94ZM124 167V168H123ZM132 167V168H131ZM147 168L146 170L145 169H143V168ZM168 167V168H167ZM180 167H182L181 169H180ZM225 167V168H224ZM226 167H227V169H226ZM79 168V170H80V167H78ZM77 168V169H78ZM122 168H123V170H122ZM129 168V169H128ZM140 168H142V169H140ZM150 168V169H149ZM153 168V169H152ZM188 168V169H187ZM191 168V169H190ZM193 168V169H192ZM200 168V169H199ZM215 168H217V167H215ZM246 168V169H245ZM52 169H53V171H52ZM115 169V170H114ZM118 169V170H117ZM121 169V170H120ZM151 169H152V171H151ZM180 170L179 172L178 171H176V170ZM186 169V170H185ZM225 169V170H224ZM245 169V170H244ZM248 169V170H247ZM56 170V171H55ZM91 170V171H90ZM127 170H129L130 172L129 173H127L128 171ZM133 170V171H132ZM134 170H135V172H134ZM139 170V171H138ZM142 170V171H141ZM143 170H145V171H143ZM161 170V171H160ZM169 170V171H168ZM209 170V171H208ZM238 172H237V171ZM241 170V173H242V171L244 172V173H239V171ZM4 171V170H3ZM49 171V172H50ZM58 171H60L59 173H58ZM94 171H95V174H94ZM124 171V172H123ZM147 171H149V172H147ZM151 171V172H150ZM174 171H175V174H174ZM181 171H182V173H181ZM184 171H185V173H184ZM192 171V173H194V174H198V175H196L195 177H194V179H192L191 178V180H189V177H191V176H193L190 172ZM194 171V172H193ZM208 171V172H207ZM213 171V172H212ZM223 171V172H222ZM224 171H225V173H226V176H225V174H224ZM232 171H236V173L235 172H233L232 173ZM257 171V172H256ZM76 172V173H75ZM93 172V173H92ZM161 172V173H160ZM165 172V173H164ZM167 172H169V173H167ZM189 172V173H188ZM197 172V173H196ZM210 172V173H209ZM222 172V173H221ZM251 172H253V173H251ZM259 172V173H258ZM70 173V172H69ZM134 175H133V174ZM138 173V174H137ZM146 173V174H145ZM187 173V174H186ZM220 173V174H219ZM229 173H231V174H229ZM0 174H2V171H0ZM4 174V173H3ZM88 174V175H87ZM91 174H94V175H91ZM138 176H137V175ZM141 176H140V175ZM145 175V177H144V179L143 180H141V179H138V178H143V176ZM147 174H149L148 176H147ZM165 174H167V175H165ZM175 175V177H171V175ZM178 174V175H177ZM189 174H191V175H189ZM212 174V175H211ZM220 175V176H217V175ZM228 174V175H227ZM238 175V176H235V175ZM251 176H253V177H250V175ZM253 174V175H252ZM80 175V176H79ZM132 175V176H131ZM153 175V176H152ZM173 175V176H174ZM222 175V176H221ZM230 175V176H229ZM100 176V175H99ZM122 176V175H121ZM123 176V177H124ZM131 176V177H130ZM140 176V177H139ZM164 176V177H163ZM171 178H170V177ZM188 176V177H187ZM247 176V178L249 177V179L250 180H248V179H246L245 177ZM86 177H88V178H86ZM93 179H92V178ZM125 177V178H126ZM167 178V181H166V178ZM187 177V178H186ZM200 177V178H199ZM208 177V178H207ZM213 177V179L215 180V178L214 177H218V180H216V181H214L213 182V180H211L210 181V178H212ZM221 177V178H220ZM73 178V179H72ZM91 178V179H90ZM156 178V179H155ZM162 178H164L163 180L165 181H159L160 179ZM174 178V180H173V182H169L170 180L169 179H173ZM177 178V179H176ZM226 178H224V179H226ZM78 179V180H77ZM97 179H99V180H97ZM161 179V180H162ZM186 179H188V181H186ZM217 179V178H216ZM244 179V181H245V184H246V186L245 185H243L244 183H243V180ZM257 179H262V181H263V183L262 184H260V186L259 185H257L256 183H255V181L257 180ZM85 180V181H84ZM95 180V181H94ZM102 180V181H101ZM146 180H147V182H146ZM154 180H156L157 182H159V183H157L156 181H154ZM175 180H177V181H175ZM185 180V181H184ZM195 180H199V181H201V182H199V181H195ZM236 180V179H235ZM253 182H252V181ZM87 181V183H85ZM94 181V184L92 183ZM97 181V182H96ZM219 181H221V183L220 184H222L223 182H225V183H223L224 184V186L221 188V193H220V190H218V189H220V187L218 186V187H216L215 186V182H219ZM227 181V180H226ZM239 181H242V183H238ZM91 182V184H90V186H89V183ZM98 182H99V185H97L98 184ZM139 182H141V183H139ZM150 182V183H149ZM162 182V183H161ZM174 182H175V184H174ZM177 182V183H176ZM184 184H183V183ZM187 182V183H186ZM189 182H192V183H189ZM194 182H196V183H194ZM96 183V184H95ZM103 183H105V185H103ZM247 183H249V184H247ZM80 184H82L81 186H80ZM85 184H87V186H84ZM145 184V185H144ZM152 184V185H151ZM169 184V185H168ZM171 184V185H170ZM173 184V185H172ZM183 184V185H182ZM186 184V185H185ZM193 184V185H192ZM94 185H96V186H94ZM107 185H109V186H107ZM111 185H112V188H111ZM160 185V186H159ZM175 185V186H174ZM188 185V186H187ZM197 185V186H196ZM201 185V186H200ZM79 188H78V187ZM84 186V187H83ZM172 186H174L175 187V189H173L174 187H172ZM191 186V187H190ZM194 186V187H193ZM215 186V187H214ZM93 188L92 190H93V192H95L94 194H93V192H87V189L88 188ZM96 187L98 188H100V189H96ZM105 187V188H104ZM109 187V188H108ZM114 187V188H113ZM143 187H144V189H143ZM156 187H157V189H156ZM177 187H179V188H177ZM226 187V188H225ZM241 187V188H240ZM80 188H82V189H80ZM89 188V189H90ZM96 190H95V189ZM102 188H103V190H102ZM111 188V189H110ZM149 188V189H148ZM231 188H230V190H231ZM75 189V191H72V190H74ZM116 189H118V192H117V190ZM142 189V190H141ZM145 189L147 190L148 189V191H147V193H146V191H145ZM155 189V190H154ZM191 189V191L193 190V191H195L196 190V192H191L192 194H194L193 196H191V193H188L187 195V197H186V195H185V193L186 192H189V190ZM212 189V190H211ZM68 190L69 191H71L70 192V194H69V192H68ZM84 190V191H83ZM97 190H98V192H97ZM108 190V192H106ZM144 190V191H143ZM183 190V191H182ZM185 190V191H184ZM186 190H188V191H186ZM210 190H211V192H210ZM67 191V192H66ZM81 191H83L82 192V194H81ZM106 192L105 194H103V192ZM114 191V192H113ZM140 191H143V194L145 193V195H143L142 194V192H140ZM178 191V193L176 194V192ZM224 191V192H223ZM116 192V193H115ZM135 192V193H136ZM151 194H150V193ZM201 192V193H200ZM202 192H203V194H202ZM205 192H207V193H205ZM214 192H216V193H214ZM75 193V194H74ZM100 193H101V196H100ZM141 193V194H140ZM152 193H154V194H152ZM172 193H174L176 196H173V197H178V199H179V201L176 203L175 202V206H176V208H175V211H177V213L174 211V207L175 206H170V208H171V210H173V211H171L170 210V208H169V210L171 211V212H173V214L175 213V218H174V215L172 216V220H173V222H175V223H177L176 221H178L179 219V217H181V216H178V214H180V215H186L185 217H186V219H185V221H190V222H188V223H185V221L183 222V223H181L180 224V221H178L179 222V225H180V227H178L179 229H176L172 224H168V223H165V221H164V224H168L169 226H167L166 227V225H163V223H161L162 221L160 220L159 221V214L157 215H155V216H158V219H157V217H155L153 214H151V213H153V212H151V213H147V215H146V213H145V211L143 210L144 209V207L146 206V209L148 210V212L152 209V205H151V207H150V203L151 202H156L155 201V199H158V197H160L162 194H163V196H166L167 195V197L168 196H172L173 194ZM197 193H199L198 195H197ZM211 193V194H210ZM258 193V194H257ZM69 194V195H68ZM74 194V195H73ZM91 194V195H90ZM113 194V195H112ZM120 194V195H119ZM183 194V195H182ZM190 194V195H189ZM201 194V195H200ZM204 194H207V198H203V195ZM216 194V195H215ZM67 195V196H66ZM88 195H90L91 197H90V199H89V196ZM98 195V196H97ZM114 195H116V196H114ZM135 196V199H134V196ZM141 195V196H140ZM156 195V196H155ZM182 195V196H181ZM212 195V196H211ZM213 195H215V196H217V197H215V196H213ZM257 195H259V196H257ZM66 196V197H65ZM71 196V197H70ZM76 196V197H75ZM85 196H87V197H85ZM114 196V197H113ZM117 196H119V198L118 199H116V197ZM120 196H122V197H120ZM133 198H132V197ZM137 196V197H136ZM257 196V197H256ZM263 196V197H262ZM34 197V198H33ZM33 197H31V198H33V199H30V200H27L26 199V201H25V203H24V208H23V212H25V213H28L29 212V214H30V212L32 213L33 212V208L36 206V207H39L38 206V204L40 205V207L39 208H42L41 206V203H40V201H39V198L38 197H35V196H33ZM70 197V201L68 200V198ZM75 197V198H74ZM93 197V198H92ZM124 197V198H123ZM151 197V198H150ZM193 198V199H191L193 202H190L191 200H190V198ZM84 198H85V200H84ZM103 199V198H105L104 200H106V203H105V201L104 200H100V199ZM114 198L116 199V201H118L119 200V205L118 204H116V203H118V202H115L114 201ZM122 198H123V200H122ZM128 198H130L129 200H128ZM148 198V199H147ZM197 198V199H196ZM203 198V199H202ZM244 198V199H245ZM29 199V198H28ZM35 199V200H34ZM37 199V200H36ZM78 199V200H77ZM96 199V200H95ZM110 199H111V201H110ZM132 199V200H131ZM176 199V198H175ZM174 199V200H175ZM202 199V201H200V200ZM67 200H68V202H67ZM72 200V201H71ZM92 200H94V201H92ZM98 200V201H97ZM125 200L127 201V202H125ZM173 200V201H174ZM209 200V201H208ZM31 201V202H30ZM76 201V203H75V205L77 206V207H83V206H85V205H87L88 206V204L90 203H92L93 205H91V207H90V204H89V208H88V210L89 211H91L90 209H92V212H87L88 214H87V217H86V220H84V221H86V222H84V221H82V219H85V218H77V219H75V217H76V215H74L73 217H71L73 214H72V212L77 208L75 205H74V202ZM96 201V202H95ZM100 201V203H101V201H103L104 202V205H100V203L98 204V202ZM211 201V202H210ZM26 202H30V203H26ZM71 202V203H70ZM83 202H84V204H83ZM88 202V203H87ZM95 202V203H94ZM149 202V203H148ZM154 202H153V205H154ZM205 202H207V203H205ZM53 203H56V202H53ZM62 203V204H61ZM77 203H79L80 205L78 206L77 205ZM85 203H87V204H85ZM148 203V204H147ZM172 203V202H171ZM96 204H98V206L96 205ZM108 204V205H107ZM110 204V205H109ZM113 204H115V205H113ZM177 204V205H176ZM180 204V205H179ZM188 204V205H187ZM214 204V205H213ZM29 205V206H28ZM68 205H69V208H68ZM148 205V206H147ZM185 205V206H184ZM198 205V206H197ZM204 205H206V206H204ZM213 205V206H212ZM97 206V207H96ZM100 206V207H99ZM111 206V207H110ZM112 206H114V207H112ZM117 206V207H116ZM179 206H180V208H179ZM187 206V207H186ZM194 206V207H193ZM9 206H7V209L9 210V212L8 211H6V209H5V211H6V213L5 214H7V215H5L4 214V212L5 211H3V213H0L1 215V217H0V228L3 226V224L5 225V224H8L7 222H10V224L12 225V223L14 222V217L15 216H13L14 214V211H17V210H19V208H17V210H16V208H15V210H14V208L12 209V208H8ZM33 207V208H32ZM52 207V206H51ZM74 207H76V208H74ZM96 207V208H95ZM126 207V208H125ZM143 207V208H142ZM181 207H183L182 208V212H181ZM209 207V209H207ZM68 208V209H67ZM72 208H73V210H72ZM104 210H102V209ZM113 208V209H112ZM197 208V209H196ZM204 208V209H203ZM12 209V210H11ZM24 209H26V210H24ZM69 209H70V212H69ZM95 209V210H94ZM114 209H116V210H114ZM134 209V210H133ZM139 209H140V211H139ZM165 209V208H164ZM196 209V210H195ZM28 210V211H27ZM59 210V211H58ZM65 210V213L63 212ZM68 212H67V211ZM97 210V211H96ZM98 210H101V212L100 211H98ZM110 210H114L113 211V213H112V211H110ZM125 210H126V213H128V214H126L125 213ZM128 210V211H127ZM142 210V211H141ZM167 210V209H166ZM168 210V211H169ZM198 210V212L199 213H197V214H194V213H196V211ZM206 210H208L207 211V213H206ZM20 211V210H19ZM50 211H53V212H50ZM58 211V212H57ZM72 211V212H71ZM96 211V212H95ZM110 211V212H109ZM115 211H121L120 213H121V215L123 216L124 215V213H125V215L123 216V218L121 219H119V221H118V219L117 218H115V217H113V216H115L114 215V212ZM165 211V210H164ZM2 212V211H1ZM12 212V213H11ZM60 212V213H59ZM67 212V213H66ZM95 212V213H94ZM98 212V213H97ZM109 212V213H108ZM136 212V213H135ZM179 212H181V213H179ZM189 212V213H188ZM52 213V214H51ZM57 213V217H59V219H56L57 217H56V214ZM63 213H64V215H63ZM68 213H71L70 215L68 214ZM91 213H92V215H91ZM156 213H159V212H156ZM187 213H188V215H187ZM16 214V213H15ZM46 214V215H45ZM49 214V215H48ZM68 214V215H67ZM106 216H104V215ZM109 215V216H107V215ZM139 214V215H138ZM145 214V215H144ZM150 214H151V216L152 217H155L156 218V220L154 219H152L151 218V216H150ZM43 215V216H42ZM52 215V216H51ZM58 215H61L62 217H60V216H58ZM65 215H66V217H65ZM98 215H100V216H98ZM149 215V216H148ZM160 215H162V217H164L163 216V214L161 213ZM193 215H195L196 217H194ZM64 216V217H63ZM67 216H70L69 218L67 217ZM91 216V217H90ZM97 216V217H96ZM131 216V217H130ZM138 216V217H137ZM189 216V217H188ZM3 217V218H2ZM46 217V218H45ZM53 217L55 218V219H53ZM90 217V219H88ZM102 217V218H101ZM108 217H110V218H108ZM117 217V216H116ZM130 217V218H129ZM135 217V218H134ZM191 217V218H190ZM192 217H194V218H192ZM203 217V218H202ZM65 218H67V220H64ZM73 218V219H72ZM101 218V219H100ZM109 220H108V219ZM127 218V219H126ZM189 218V219H188ZM1 219H3V220H1ZM51 219V220H50ZM60 219H62L61 220V222H62V224H61V222H57L56 223V221H60ZM113 219V220H112ZM150 219V220H149ZM160 219H162L161 217H160ZM192 219V220H191ZM13 220V222H11ZM43 222H41V221ZM54 220H56V221H54ZM101 220V221H100ZM103 220V221H102ZM111 220V221H110ZM176 220V221H175ZM200 220H201V222H200ZM221 220V221H220ZM51 221V222H50ZM80 221H82V222H80ZM93 221V222H92ZM105 221V223L104 224H100L99 225V222H101V223H103ZM126 221V222H125ZM135 221V222H134ZM147 221V222H146ZM149 221H151V222H149ZM40 222L42 223L41 225H40ZM45 222H47V223H45ZM64 222V223H63ZM70 222V223H69ZM80 222V223H79ZM146 222V223H145ZM192 222H194V224L192 225L191 223ZM199 222V223H198ZM220 222H222L223 223V225H221L222 223H220ZM38 223V224H37ZM59 223V224H58ZM185 223V224H184ZM52 224V225H51ZM73 224V225H72ZM80 224H81V226H80ZM87 224V225H86ZM123 224V225H122ZM127 224V225H126ZM2 225V226H1ZM38 225H40V226H38ZM69 225H71L70 227H69ZM109 225V226H108ZM122 225V226H121ZM125 225V226H124ZM143 225V226H142ZM150 226L149 228H148V226ZM156 225V226H155ZM181 225H182V227H181ZM190 227H189V226ZM192 225V226H191ZM195 225V226H194ZM37 226V227H36ZM49 226V227H48ZM100 226V228H104L105 229V227H106V229L105 230H107V231H105V232H103V234H102V236L100 235V233H99V239H100V241H98V240H96L93 244L95 245V246H97L96 247V250H97V252H98V255H99V257H98V255L95 253V252H93V253H91L90 251H88L87 250V246L89 247V243H90V245H91V242H86V241H90V239H84L83 237H84V235L82 236L81 235V231L83 230L84 232L87 230V231H90V229L92 228V229H94V228H97V227H99ZM120 226H121V228H120ZM136 226H138V227H136ZM164 226V227H163ZM183 226L185 227V228H183ZM187 226V227H186ZM35 227V228H34ZM44 227V228H43ZM52 227V228H51ZM75 227V229L73 230L72 228H74ZM109 227V228H108ZM112 229H111V228ZM135 227V228H134ZM139 227H140V229H139ZM153 227V228H152ZM198 227V228H197ZM17 228V229H16ZM39 228L41 229V230H39ZM47 228H48V230H47ZM50 228V229H49ZM54 228H55V230H58L60 233H61V235H60V237L59 238H55L56 240H54V238H46V242H47V244H44V243H42L43 241H42V239L44 238V236L46 237L47 236V234H49L48 232H50V231H53L54 230ZM77 228V229H76ZM80 228V229H79ZM149 230H148V229ZM167 228H169V229H167ZM186 228H188V229H186ZM191 230H190V229ZM193 228V229H192ZM216 228V229H217ZM221 228H223V229H221ZM52 229V230H51ZM118 229V230H117ZM130 229V230H129ZM162 229H163V231H162ZM226 229V228H225ZM224 229V230H225ZM1 230V229H0ZM31 230V231H30ZM38 230V231H37ZM70 231V232H63V231ZM77 230H79V231H77ZM109 230H113L112 232L110 231L108 234H107V232L109 231ZM115 230V231H114ZM132 230V231H131ZM134 230H136L135 232H134ZM159 230H160V232H159ZM164 230H165V232H164ZM175 230V231H174ZM199 230V231H198ZM217 230H219V229H217ZM219 230V231H220ZM18 231V232H17ZM41 231H44V232H42L41 234H38V233H40ZM140 231V232H139ZM143 231V232H142ZM144 231H146V233L144 232ZM156 232V233H158L159 234V236L160 235H162L163 233V235L165 236V238L164 237H159V238H157V240L159 241H157L156 243H157V245H155L154 243H153V238H154V232ZM178 231V232H177ZM29 232V233H28ZM72 232V233H71ZM76 232V233H75ZM102 232V231H101ZM122 232V233H121ZM137 232V233H136ZM153 232V233H152ZM45 233V234H44ZM47 233V234H46ZM105 233H106V235H108V236H106L105 235ZM114 233V234H113ZM130 233V234H129ZM131 233H133V235L131 234ZM188 233V234H187ZM38 234V235H37ZM43 234V235H42ZM68 234H70V236L68 235ZM111 234V235H110ZM121 234V235H120ZM123 234V235H122ZM145 234V235H144ZM151 234H153V237H152V235ZM157 234V235H158ZM166 234V235H165ZM178 234V235H179ZM42 235V236H41ZM63 235V236H62ZM78 235V236H77ZM149 235V236H148ZM177 235V234H176ZM175 235V236H176ZM32 236H36L35 237V239L37 240V243H36V240L34 239V237L32 238ZM49 236V235H48ZM69 236V237H68ZM80 236V237H79ZM106 236V237H105ZM128 236L129 237H131V238H128ZM150 236L152 237V240L150 241L154 246H152V247H150V246H148V245H151V243L149 242V239H148V237L150 238ZM24 237H26V238H24ZM40 237H42V239L40 238ZM102 237V238H101ZM139 237V238H138ZM263 237H264V234H263ZM8 238V239H7ZM23 238V239H22ZM41 240H40V239ZM71 238V239H70ZM113 238H114V240H113ZM132 238H133V240H132ZM136 238V239H135ZM145 238V239H144ZM163 238V240H161ZM195 238V237H194ZM194 238H193V240H194ZM4 239V240H3ZM30 239V240H29ZM33 241H35V242H31L32 240ZM40 241H42V242H38L39 240ZM49 239H50V241H49ZM65 239H67V240H65ZM103 239H104V241H103ZM131 239V240H130ZM135 239V240H134ZM138 239V242L136 241ZM143 239V240H142ZM11 240V241H10ZM20 240H22V241H20ZM25 240H28V242L27 241H25ZM44 240V239H43ZM59 240V241H58ZM71 240H73V241H77V244H76V242L74 243L73 241H71ZM81 240V241H80ZM111 240H113L112 242H109V241H111ZM187 240V241H186ZM44 241V242H45ZM62 243H61V242ZM67 241V242H66ZM72 243H71V242ZM98 241V242H97ZM115 241V242H114ZM134 241V243H132V242ZM263 241H264V239H263ZM30 242V243H29ZM45 242V243H46ZM60 242V243H59ZM86 242V243H85ZM106 242V243H105ZM135 242L137 243V244H135ZM144 242V243H143ZM146 242H148V243H146ZM162 242H164L165 244H163ZM193 242V241H192ZM262 242V241H261ZM11 245V246H9V244ZM13 243V244H12ZM36 243V244H35ZM41 243V244H40ZM52 243H54V245L52 244ZM59 243V244H58ZM112 243H113V245L114 246H112ZM118 243V244H117ZM159 243V244H158ZM161 243H162V245H161ZM263 243V242H262ZM40 244V245H39ZM50 244H52V245H50ZM104 244V245H103ZM108 245V247L106 246V245ZM117 244V245H116ZM131 244V245H130ZM147 244V245H146ZM190 244H191V241H190ZM190 244H188V245H190ZM76 245H77V249H75L74 247H76ZM85 246L84 247V249L82 248V246ZM140 245V246H139ZM159 245V247H157ZM163 247V245H164V247L162 248L161 246ZM222 245V244H221ZM225 245V244H224ZM28 246V245H27ZM32 246V247H31ZM35 246V247H34ZM44 246V247H43ZM51 246V247H50ZM58 246V247H57ZM74 246V247H73ZM102 246V247H101ZM131 246V247H130ZM133 246H135L134 248H133ZM166 246V247H165ZM34 247V248H33ZM52 247H53V249H52ZM70 247V248H69ZM72 247H73V250H72ZM78 247H79V249H78ZM82 248V250H81V248ZM105 249H104V248ZM139 247V248H138ZM144 250H142L141 248ZM150 247V248H149ZM160 247H161V250L163 249V251L161 252V250H160ZM222 248H223V245L221 246ZM224 247H226L227 248V246H224ZM23 248H25V249H23ZM42 248H44V249H42ZM100 248V249H99ZM114 248V249H113ZM131 248V249H130ZM167 248V249H166ZM219 248H220V246H219ZM264 248V247H263ZM19 249H21V250H25V252H26V254H24V252H23V254L22 255H24V257H23V259L25 258V261H20L19 262V260L18 259H16L15 258V255L16 256H18V253L19 252H21V251H17V250H19ZM112 249V250H111ZM136 249V250H135ZM141 249V250H140ZM152 249V250H151ZM225 249V248H224ZM224 249H222V250H224ZM228 249H229V246H228ZM26 250H28V251H26ZM42 250V251H41ZM69 250V251H68ZM75 250H77V251H75ZM146 250V251H145ZM226 250V249H225ZM7 251V252H6ZM30 251V252H29ZM32 251V252H31ZM34 251V252H33ZM51 251V252H50ZM70 251H72V252H70ZM113 251H114V253H113ZM136 251V252H135ZM141 251H143V252H141ZM154 251V252H153ZM226 251H228V250H226ZM229 251H231L230 249H229ZM4 252V253H3ZM6 252V253H5ZM13 252V251H12ZM11 252V253H12ZM64 252V253H63ZM85 252V253H84ZM148 252V253H147ZM16 253V254H15ZM29 253V254H28ZM84 253V254H83ZM90 253V254H89ZM95 253V254H94ZM143 253H144V255H143ZM154 253H156V254H154ZM160 253H161V255H160ZM19 254H21V253H19ZM28 254V255H27ZM37 254V255H36ZM69 254L72 256H69ZM88 254V255H87ZM127 254V255H126ZM151 255V256H146V257H144L145 255ZM26 255H27V258H28V260H29V258H30V261H28L27 260V258H26ZM36 255V256H35ZM64 255V256H63ZM97 255V256H96ZM143 255V256H142ZM227 255V254H226ZM29 256V257H28ZM31 256H32V258H31ZM45 256H46V259H45ZM78 256V257H77ZM86 256V257H85ZM96 256V257H95ZM102 256V257H101ZM105 256V257H104ZM110 256V257H109ZM141 256V257H140ZM62 257V258H61ZM107 257V258H106ZM124 257V258H125ZM140 257V258H139ZM34 258H35V260H34ZM42 258V259H41ZM61 259V260H59V259ZM137 258H139L138 260V262H137ZM157 258H160V259H157ZM8 259H10V260H8ZM77 259H79V260H77ZM152 259H150V260H152ZM37 260H41V261H39V262H37ZM48 262H47V261ZM121 260H123V258L121 259ZM149 260V259H148ZM16 261H18V262H16ZM34 261V262H33ZM51 261V262H50ZM53 261V262H52ZM80 261H82V262H80ZM130 261L132 262V263H130ZM32 262V263H31ZM75 262V263H74ZM77 262V263H76ZM102 262V264H104ZM125 262H122L123 264L125 263ZM143 262H145V263H143ZM125 263V264H126ZM3 264V263H2ZM43 264V263H42Z\"/></svg>", "mask_w": 264, "mask_h": 264}]
</instances>
